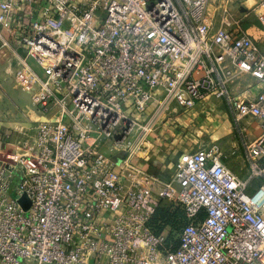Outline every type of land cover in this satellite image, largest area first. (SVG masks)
I'll return each instance as SVG.
<instances>
[{"label": "built area", "instance_id": "1", "mask_svg": "<svg viewBox=\"0 0 264 264\" xmlns=\"http://www.w3.org/2000/svg\"><path fill=\"white\" fill-rule=\"evenodd\" d=\"M77 2L0 0V29L44 74L33 96L42 119L0 155V264H264V183L249 189L264 180V53L214 26L208 0ZM246 75L263 86L254 97L231 89ZM211 95L226 97L238 121L261 122L245 145L247 178L213 143L184 154L159 191L139 170L117 180L100 148L132 150V113ZM165 200L191 220L175 249L149 224Z\"/></svg>", "mask_w": 264, "mask_h": 264}, {"label": "crops", "instance_id": "2", "mask_svg": "<svg viewBox=\"0 0 264 264\" xmlns=\"http://www.w3.org/2000/svg\"><path fill=\"white\" fill-rule=\"evenodd\" d=\"M77 1L83 3L85 0ZM24 22L30 23V19L26 18ZM246 22L247 20L234 32L249 35L260 52L264 53V27L259 17L258 21L253 22L254 26ZM0 31L14 37L11 30ZM32 63L38 66L33 59ZM231 89L250 98L258 95L263 86L246 75L233 82ZM132 117L135 122H139L130 137L132 150H115L108 143L103 144L100 149L115 163L112 173L118 181L127 183L135 175V170H139L146 174L145 183L157 191L172 181L184 154L209 148L213 143L221 145L226 165L242 178H247L249 168L245 145L260 135L262 130L259 120L247 118L238 121L227 98L213 95L198 101L192 108L181 107L175 102L161 107L150 104L146 113H132ZM16 128L14 124H5L0 120V155L6 148V143L18 139L17 131H23L21 126L18 130ZM164 202L171 208L178 206L170 200Z\"/></svg>", "mask_w": 264, "mask_h": 264}, {"label": "rangeland", "instance_id": "3", "mask_svg": "<svg viewBox=\"0 0 264 264\" xmlns=\"http://www.w3.org/2000/svg\"><path fill=\"white\" fill-rule=\"evenodd\" d=\"M88 2L77 3L87 5ZM260 4L259 0H208L207 12L214 26L223 25L235 31L245 20L248 25L254 26L253 22L258 21ZM8 36L9 33L0 31V120L5 124H14L16 130L21 126V130L25 131L42 119L43 112L34 104L33 96L43 73L40 67L32 63L28 48L20 45L17 37ZM73 108L74 104L69 103L68 110ZM57 110L59 107L56 106L47 117L56 118ZM21 132L17 131L18 139L22 136ZM262 183L263 179L252 180L250 191Z\"/></svg>", "mask_w": 264, "mask_h": 264}, {"label": "trees", "instance_id": "4", "mask_svg": "<svg viewBox=\"0 0 264 264\" xmlns=\"http://www.w3.org/2000/svg\"><path fill=\"white\" fill-rule=\"evenodd\" d=\"M205 211H202L197 220L205 217ZM191 222L185 210L179 205L176 208H171L166 202L162 201L156 208L155 213L149 221L150 226L156 233H164L166 243L172 244L175 249L180 244V234L184 227Z\"/></svg>", "mask_w": 264, "mask_h": 264}, {"label": "water", "instance_id": "5", "mask_svg": "<svg viewBox=\"0 0 264 264\" xmlns=\"http://www.w3.org/2000/svg\"><path fill=\"white\" fill-rule=\"evenodd\" d=\"M19 202L22 205V207L24 208V210H28L31 204V201L29 200V198L27 197L26 194H24L23 196L19 197Z\"/></svg>", "mask_w": 264, "mask_h": 264}]
</instances>
